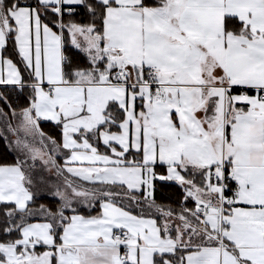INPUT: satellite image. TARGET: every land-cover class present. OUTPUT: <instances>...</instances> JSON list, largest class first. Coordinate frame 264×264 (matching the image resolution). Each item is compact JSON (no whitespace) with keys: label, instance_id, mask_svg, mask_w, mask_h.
I'll return each mask as SVG.
<instances>
[{"label":"snow or ice","instance_id":"obj_1","mask_svg":"<svg viewBox=\"0 0 264 264\" xmlns=\"http://www.w3.org/2000/svg\"><path fill=\"white\" fill-rule=\"evenodd\" d=\"M0 140V264H264V0H0Z\"/></svg>","mask_w":264,"mask_h":264},{"label":"trees","instance_id":"obj_2","mask_svg":"<svg viewBox=\"0 0 264 264\" xmlns=\"http://www.w3.org/2000/svg\"><path fill=\"white\" fill-rule=\"evenodd\" d=\"M42 126L44 127L45 131L49 130V127H50L49 125L44 124ZM14 155H15L14 153H12L8 150L6 142L3 140H0V163L12 162ZM174 191H175V189H160V188H158L157 192H156L157 199L167 202L166 198L168 196L172 195V193ZM41 203L47 204V203H49V201L43 200V201H41Z\"/></svg>","mask_w":264,"mask_h":264}]
</instances>
